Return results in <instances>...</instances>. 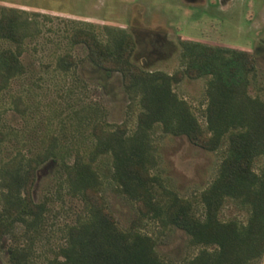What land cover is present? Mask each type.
I'll return each mask as SVG.
<instances>
[{
    "label": "trees",
    "instance_id": "obj_1",
    "mask_svg": "<svg viewBox=\"0 0 264 264\" xmlns=\"http://www.w3.org/2000/svg\"><path fill=\"white\" fill-rule=\"evenodd\" d=\"M37 29L38 21L28 11L0 6V93L25 72L24 43ZM71 38L82 44L89 63L121 74L130 106L136 109L135 123L106 125L99 120L96 102L81 105L78 127L82 136L87 132L85 142L69 145L51 137L36 152L18 150L0 159V243L13 240L7 249L9 264H36L33 248L41 239L52 253L45 264L258 262L264 254V98L249 92L256 72L254 55L181 40L183 68L170 75L132 63L134 41L123 28L105 26L100 37L92 28L79 26ZM74 64L69 53L56 61L64 72ZM185 76L206 80L203 123L174 91L173 85ZM3 121L0 110V141L7 135ZM161 134L185 135L219 155L215 175L197 200L167 188L157 173L156 138ZM47 162L53 166L56 196L48 190L36 199L33 187ZM107 185L132 204L129 225H120L110 210ZM65 196L80 207L70 209L71 219L58 225L53 237L46 229L49 216L55 199ZM229 205L243 218L224 217ZM147 220L183 230L194 252L180 262L164 258L155 239L142 229Z\"/></svg>",
    "mask_w": 264,
    "mask_h": 264
},
{
    "label": "rangeland",
    "instance_id": "obj_2",
    "mask_svg": "<svg viewBox=\"0 0 264 264\" xmlns=\"http://www.w3.org/2000/svg\"><path fill=\"white\" fill-rule=\"evenodd\" d=\"M212 3L208 0V5L200 8L186 0H0V6L26 10L38 21L36 35L24 43L21 61L25 72L13 78L0 93L2 129L7 132L0 141V159L18 150L36 152L51 137L69 145L85 142L87 132L82 136L78 127L81 105L96 102L100 107L99 120L106 125L127 122L133 127L136 109L130 106L121 74L106 73L86 60L82 44L73 43L71 38L74 28L79 26L92 28L100 37L105 26L125 29L134 41L132 63L144 70L170 75L183 68L181 40L247 51L254 55L256 66L249 92L264 98V0H234L229 10L218 14ZM153 39L164 45L159 49L166 54L154 57L148 53L153 50ZM65 53L75 60L67 72L56 67L58 56ZM173 88L203 123L206 80L185 76ZM90 117L93 118L92 113ZM156 141V170L163 183L178 194L197 200L196 195L215 175L219 155L196 146L185 135L161 134ZM51 164L47 162L39 169L33 187L36 199L48 190L56 196ZM107 198L118 223L129 225L134 215L132 204L108 185ZM79 207L68 196L63 201L55 199L48 233L57 237L58 225L71 219L70 209ZM196 210H201L198 202ZM231 215L244 216L229 205L223 216ZM142 226L155 239L156 249L164 258L180 262L194 252L188 247V236L183 230L165 228L154 220L144 221ZM10 241L11 237L0 243V264H9ZM48 249L45 239L35 242L36 264H45V257L52 254ZM255 264H264V254Z\"/></svg>",
    "mask_w": 264,
    "mask_h": 264
},
{
    "label": "flooded vegetation",
    "instance_id": "obj_3",
    "mask_svg": "<svg viewBox=\"0 0 264 264\" xmlns=\"http://www.w3.org/2000/svg\"><path fill=\"white\" fill-rule=\"evenodd\" d=\"M213 1V6H211V7H214V10L215 11H217V14H218V12H221L222 10H229V5L231 4V3H233L234 2V0H212ZM186 2L189 4V5H191V4H194V5H199L200 6V8H202L201 6H207L208 4V0H186ZM152 43H153V50H152V52H148V53H150V54H154V57H156L157 55H159V56H161V55H163V53H165V52H161L160 51V47H163V46H161V44L158 42V39H153L152 40ZM166 54V53H165ZM142 62H143V64H145L146 63V60L145 59H143L142 58Z\"/></svg>",
    "mask_w": 264,
    "mask_h": 264
}]
</instances>
